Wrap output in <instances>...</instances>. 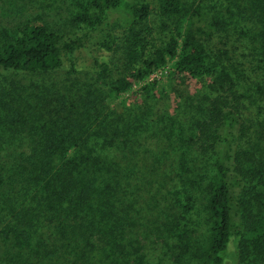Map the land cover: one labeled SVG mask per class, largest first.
Returning <instances> with one entry per match:
<instances>
[{
	"label": "trees",
	"instance_id": "obj_1",
	"mask_svg": "<svg viewBox=\"0 0 264 264\" xmlns=\"http://www.w3.org/2000/svg\"><path fill=\"white\" fill-rule=\"evenodd\" d=\"M152 1L179 23L161 42L150 30L130 26L125 52L130 73L113 85L115 94L135 99L148 93L151 76L165 68L171 78L187 81L186 87L189 80L205 79L213 89L206 95L205 115L195 124L197 150L213 159L205 187L207 230L205 238L189 245L190 256L181 253L182 264H224L232 242L238 264H264V111L258 97L263 87L257 86V96L241 92L236 79L211 58L202 40L209 29L195 28L194 18L202 16L198 4ZM114 10L138 24L150 15L152 2L90 0L81 5L78 20L95 28ZM231 17V11L229 16L217 12L209 26L227 30ZM116 42L107 31L100 44L112 51ZM75 49L73 41L39 20L27 22L0 47V75L59 69L64 52ZM98 64L102 74L109 71L106 62ZM2 109L13 107L1 98ZM22 113L0 112V264L115 263L113 246L128 257L121 241L130 221L114 209L111 180L100 166L109 162V146L91 148L84 133L44 123L36 128L41 134L35 130L25 137ZM24 141H31L30 147L23 148Z\"/></svg>",
	"mask_w": 264,
	"mask_h": 264
},
{
	"label": "rangeland",
	"instance_id": "obj_2",
	"mask_svg": "<svg viewBox=\"0 0 264 264\" xmlns=\"http://www.w3.org/2000/svg\"><path fill=\"white\" fill-rule=\"evenodd\" d=\"M89 1L0 0V47L33 20L76 47L64 52L59 69L0 75V99L22 110L25 137L44 123L84 133L91 148L109 146V162L100 166L111 180L114 209L129 218L121 242L130 255L113 246L117 261L102 264H182L181 253L190 256L189 245L205 238L207 230L205 187L213 159L197 150L195 124L205 115L206 95L213 89L205 79L189 80L186 87L187 81L171 78L165 68L151 76L148 93L135 99L116 95L113 85L130 73L125 56L130 26L150 30L161 42L179 19L162 14L152 0H133L152 2L146 19L132 24L125 12L114 10L102 25L90 28L78 20L81 5ZM188 1L201 7L195 28L209 29L202 40L211 58L236 79L241 92L257 96L261 85L264 111V0ZM229 11L234 23L227 30L209 26L210 17L217 12L229 16ZM107 31L117 38L112 51L100 44ZM98 62H106L109 71L102 74ZM24 142L23 148L30 147L31 141ZM236 252L232 242L224 264H238Z\"/></svg>",
	"mask_w": 264,
	"mask_h": 264
}]
</instances>
